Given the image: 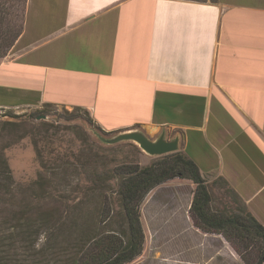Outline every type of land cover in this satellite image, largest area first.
<instances>
[{"label":"crops","instance_id":"obj_1","mask_svg":"<svg viewBox=\"0 0 264 264\" xmlns=\"http://www.w3.org/2000/svg\"><path fill=\"white\" fill-rule=\"evenodd\" d=\"M23 15L0 58V109L173 132L205 184L264 227V0H26Z\"/></svg>","mask_w":264,"mask_h":264},{"label":"rangeland","instance_id":"obj_2","mask_svg":"<svg viewBox=\"0 0 264 264\" xmlns=\"http://www.w3.org/2000/svg\"><path fill=\"white\" fill-rule=\"evenodd\" d=\"M24 1L0 0L1 15L6 19L1 26L3 31L9 29L8 20L13 31L22 26ZM14 115L20 118H13ZM8 122L14 124L4 125ZM0 123V154L10 175V192L0 198V236L3 237L14 232L13 219L20 210L32 215L55 210V216L60 213L65 219L72 216L79 224V204L86 199L96 174L124 164L147 166L159 159L129 141L103 143L100 138L112 139L121 132L101 134L102 130L78 110L54 106L0 109ZM161 134L168 138L174 136L173 132L155 130L147 137L155 141ZM40 177L48 181L43 187L36 185ZM110 185L105 198L111 202L112 187L116 186L115 182ZM207 188L213 213L237 214V209L243 207L226 186L218 184L209 188L207 185ZM194 190L192 182L174 179L146 196L140 207L143 250L128 264H245L221 235L204 233L192 225L189 209ZM89 198L93 203L96 197ZM113 203L111 208L117 209ZM90 207L93 208V204ZM44 234L39 236L38 245L44 241ZM9 241L5 244L14 246L10 255L12 261L13 256L20 260V245ZM256 251L257 244H253L244 256L248 258L250 252ZM24 253L26 257L27 250Z\"/></svg>","mask_w":264,"mask_h":264},{"label":"trees","instance_id":"obj_3","mask_svg":"<svg viewBox=\"0 0 264 264\" xmlns=\"http://www.w3.org/2000/svg\"><path fill=\"white\" fill-rule=\"evenodd\" d=\"M1 7L0 3V58H3L22 34L23 24L13 31L8 20L9 29L3 31L1 26L6 19L1 15ZM13 118L20 117L14 115ZM8 170L1 155L0 198L10 192ZM174 179L189 180L195 185L189 209L194 227L204 233L221 235L245 264H264V227L243 204L237 209V214L213 213L210 207L212 198L199 169L180 151L159 157L147 166L124 164L101 175L96 174L88 187L86 199L79 204V224L72 216L66 219L62 213L55 216V210L35 215L20 210L13 219L14 232L9 237L0 236V264H128L143 250L144 231L140 214L143 201L153 189ZM44 182L48 181L40 177L36 185L43 187ZM111 182H115L116 187H112L114 191L110 200L112 203L114 200L113 206L117 209H112V203L105 198L107 191L111 190ZM91 195L96 197L93 203H90ZM42 232L45 233L44 241L38 245ZM9 240L20 245V260L12 255V261L10 255L14 246L5 244ZM253 244H257L258 251L245 257L244 252ZM24 250L28 253L26 257Z\"/></svg>","mask_w":264,"mask_h":264},{"label":"water","instance_id":"obj_4","mask_svg":"<svg viewBox=\"0 0 264 264\" xmlns=\"http://www.w3.org/2000/svg\"><path fill=\"white\" fill-rule=\"evenodd\" d=\"M42 118L44 119L45 116ZM100 140L107 145L129 141L136 144L141 151L152 157L169 155L177 152L179 149L178 137H175L172 140H167L164 134H161L157 140L151 141L144 133L137 130L120 133L112 139L106 140L104 138H100Z\"/></svg>","mask_w":264,"mask_h":264}]
</instances>
